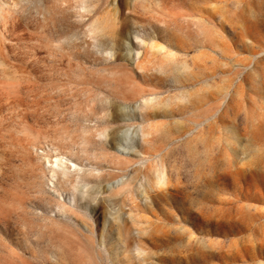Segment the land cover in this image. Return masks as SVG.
I'll return each instance as SVG.
<instances>
[{"label":"rangeland","instance_id":"rangeland-1","mask_svg":"<svg viewBox=\"0 0 264 264\" xmlns=\"http://www.w3.org/2000/svg\"><path fill=\"white\" fill-rule=\"evenodd\" d=\"M0 264H264V0H0Z\"/></svg>","mask_w":264,"mask_h":264},{"label":"bare ground","instance_id":"bare-ground-1","mask_svg":"<svg viewBox=\"0 0 264 264\" xmlns=\"http://www.w3.org/2000/svg\"><path fill=\"white\" fill-rule=\"evenodd\" d=\"M144 103H147L149 100H142ZM143 126L141 127V136H142V142L144 144L147 143V136L149 134L148 130H149V126L147 125V123L142 124ZM94 130L98 133L97 135L99 136H107L106 131H101L99 127L97 126V124H95L93 126ZM54 152H58L57 149H54ZM60 153V152H58ZM75 153H72L67 155L65 153H60V155L58 156V158L55 160V164H51V176L58 180L59 184L63 187H66L68 185L70 186H74L75 182L73 180L70 179V166L67 165V163L71 164V167L75 168L78 166V164L74 163L72 161V158L74 157ZM67 162V163H66ZM76 171V170H75ZM94 172H97V174L95 175ZM102 170L97 168L95 165H91V168L88 170L87 175L92 177V178H98L99 176H101ZM72 175V174H71ZM87 185V184H86Z\"/></svg>","mask_w":264,"mask_h":264}]
</instances>
